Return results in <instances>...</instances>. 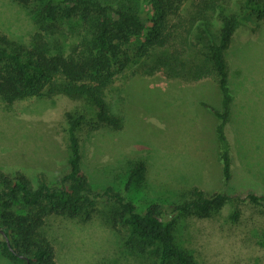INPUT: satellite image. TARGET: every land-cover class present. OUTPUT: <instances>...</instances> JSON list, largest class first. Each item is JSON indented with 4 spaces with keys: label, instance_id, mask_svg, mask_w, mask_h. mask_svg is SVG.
Masks as SVG:
<instances>
[{
    "label": "trees",
    "instance_id": "16d2710c",
    "mask_svg": "<svg viewBox=\"0 0 264 264\" xmlns=\"http://www.w3.org/2000/svg\"><path fill=\"white\" fill-rule=\"evenodd\" d=\"M30 15L27 43L0 31V100L6 107L31 97L65 96L80 102L66 111V168L54 182L44 172L36 184L23 171L0 168V253L10 264H56L44 231L52 215L79 222L95 215L143 264H200L173 241V221L162 204L139 210L117 183L92 185L84 172L78 132H120L124 118L107 100L117 73L133 63L142 76L198 85L209 80L211 102L200 103L214 119L213 148L223 184L231 172V144L225 127L235 110L227 52L243 22H264V0H11ZM204 87L205 85L202 84ZM198 97H206L201 94ZM120 112V113H119ZM146 166H128L124 189L139 187ZM90 179V178H89ZM104 199V200H103ZM108 208L104 216L98 202ZM225 203L250 204L264 215V194L226 193L184 187L168 213L206 218ZM264 240V226H263Z\"/></svg>",
    "mask_w": 264,
    "mask_h": 264
},
{
    "label": "rangeland",
    "instance_id": "374dc122",
    "mask_svg": "<svg viewBox=\"0 0 264 264\" xmlns=\"http://www.w3.org/2000/svg\"><path fill=\"white\" fill-rule=\"evenodd\" d=\"M0 31L27 43L34 25L24 8L0 0ZM232 39L227 57L235 110L225 127L231 144L232 175L227 183L221 179L213 138L211 144L189 140L197 136L199 126H187L181 142L177 138L161 142L162 128L172 121L162 96L164 78L144 75L147 82H143L137 78L140 73H132L139 63L117 73L107 93L110 105L122 113L125 128L115 133L100 129L89 136L78 132L81 161L91 184L117 183L139 210L150 202L161 203L164 216L174 224V243L200 264H264V215L256 207L240 205L236 220L230 218L231 203L206 218L168 213L167 208L184 187L264 194V22L258 27L243 22ZM212 88L209 80L191 85L176 97L180 103L175 107L195 111L196 98L205 104L215 98ZM78 108L80 102L62 95L31 97L9 107L0 100V168L23 171L34 184L37 173L44 172L54 182L57 172L66 168L64 114ZM136 161H142L146 171L139 187L133 184L126 191L127 169ZM103 200L98 205L104 216L108 208ZM44 231L54 246L56 264H143L99 214L87 222L52 215L45 220ZM0 264H10L1 253Z\"/></svg>",
    "mask_w": 264,
    "mask_h": 264
},
{
    "label": "crops",
    "instance_id": "0c3cea01",
    "mask_svg": "<svg viewBox=\"0 0 264 264\" xmlns=\"http://www.w3.org/2000/svg\"><path fill=\"white\" fill-rule=\"evenodd\" d=\"M137 78H140L143 82H147V77L142 76ZM165 80L166 79L161 82L163 85H165V89L162 90V96L166 101V104L168 106L167 110L170 111L169 113L172 121L170 123H166V126L162 128L161 142H171V138H177V142H181V136L187 126L190 128H197L199 126L198 133L196 134L197 136L195 138H190V142H210L211 144V140L213 138L214 119L210 115L208 110H206L200 104L201 101H199L197 98L195 100L192 99L193 101H195L194 104H196L194 107L195 111L190 110L189 108L185 110V108L180 109L181 107H175V105L180 103H177L178 101H176V97H180V93H185V90L188 89V87H190L191 85H185L180 83L179 81L171 82L169 80ZM176 108L180 110H177ZM149 141H152V139L150 138ZM172 142L176 141L174 140Z\"/></svg>",
    "mask_w": 264,
    "mask_h": 264
}]
</instances>
